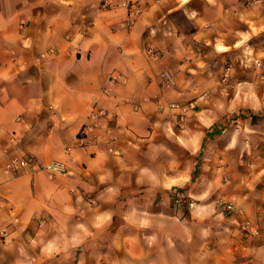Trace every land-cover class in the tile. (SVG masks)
<instances>
[{"label":"crops","instance_id":"obj_1","mask_svg":"<svg viewBox=\"0 0 264 264\" xmlns=\"http://www.w3.org/2000/svg\"><path fill=\"white\" fill-rule=\"evenodd\" d=\"M125 1L0 0V264H264V0Z\"/></svg>","mask_w":264,"mask_h":264},{"label":"built area","instance_id":"obj_2","mask_svg":"<svg viewBox=\"0 0 264 264\" xmlns=\"http://www.w3.org/2000/svg\"><path fill=\"white\" fill-rule=\"evenodd\" d=\"M124 5L127 7V10H128V15H127V18L125 20V26L127 28H130L136 22V19L141 12V8L139 7V5H137L132 0L125 1ZM54 51H55L54 48H50L47 51L42 52L41 55L46 56L47 54L52 53ZM256 63L258 65H260L259 60H257ZM161 76H162L164 83L172 84L175 81L174 75L170 70L162 71ZM169 106L172 108H175V109H179V112H180L179 118H180L181 122H183L185 120L188 112L190 110H193L196 105L194 102H191L188 104H182V105L179 103H176V102H171L169 104ZM103 113H104L103 110L95 109V107H94V108H92V112H91L90 116H98V115H102ZM91 127H92V125L90 123H85L82 126V128L80 130V136L83 140L86 139L87 133L91 129ZM68 148H70V147H68ZM30 161H31V159L29 156L15 155L9 159V161L7 162V167L12 169L13 171H19L20 169L28 166L30 164ZM38 167L41 169L47 170L51 176H54L57 173H61V172L66 171L65 163L63 161H60V160H53L49 163L38 164ZM184 200H185V197L183 195H177L174 198V201L176 203L183 202ZM223 205H224L225 210L227 212H235L238 210L234 201H226L223 203ZM40 223L43 224L44 220H41ZM243 227H244V229H246L249 232L256 234V235H258L261 232V227L259 226V224H257L256 222H253L250 219L244 220ZM6 233H7V227L0 228V236L1 237L5 236Z\"/></svg>","mask_w":264,"mask_h":264},{"label":"rangeland","instance_id":"obj_3","mask_svg":"<svg viewBox=\"0 0 264 264\" xmlns=\"http://www.w3.org/2000/svg\"><path fill=\"white\" fill-rule=\"evenodd\" d=\"M261 46H264V45H261ZM259 61H260V65H258L256 62H254V65L256 67L260 68V69L264 68L263 61L261 59H259ZM261 72L263 73L264 71H261ZM233 95L235 96V94L230 92L228 96H229V98H231ZM245 96H250L247 93V91H244V97ZM260 98H261L262 101L264 100V96L262 94L260 95ZM245 109H247V108L243 109V108H237V107L236 108L235 107H228V108H222L221 110L220 109H217V110H219L221 113H224L226 116H232V115L241 114L242 111L245 110Z\"/></svg>","mask_w":264,"mask_h":264}]
</instances>
